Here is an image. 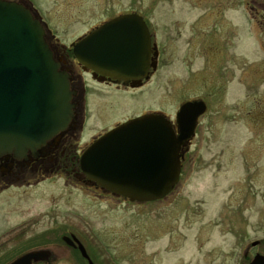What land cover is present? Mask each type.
<instances>
[{"label": "rangeland", "instance_id": "374dc122", "mask_svg": "<svg viewBox=\"0 0 264 264\" xmlns=\"http://www.w3.org/2000/svg\"><path fill=\"white\" fill-rule=\"evenodd\" d=\"M35 1L67 48L112 17L136 12L148 21L161 51L157 72L140 89L100 86L83 75L89 106L84 131L70 142L74 153L150 111L174 121L186 101L202 100L208 109L181 181L165 200L127 204L84 185L75 171L60 173L0 195L2 203L28 198L23 209L36 201L21 217L7 216L4 230L44 211L35 243L62 247L53 264H83L61 243L59 231L42 235L54 228L72 230L91 255L110 260L111 254L113 264H241V253L254 241L262 242L256 250L263 253L264 27L251 14L252 0Z\"/></svg>", "mask_w": 264, "mask_h": 264}, {"label": "water", "instance_id": "95a60500", "mask_svg": "<svg viewBox=\"0 0 264 264\" xmlns=\"http://www.w3.org/2000/svg\"><path fill=\"white\" fill-rule=\"evenodd\" d=\"M120 28L131 35L126 47L123 36L111 35ZM74 51L85 66L129 83L146 77L150 37L139 16L126 15L93 31ZM73 95L70 75L54 58L41 22L25 6L0 0V152H45L48 141L75 120ZM206 109L203 101L184 104L178 113L179 135L162 114L121 124L82 154L83 173L91 182L131 200L166 197L179 182L182 159ZM51 254L35 250L12 264L49 261ZM252 264H264V257Z\"/></svg>", "mask_w": 264, "mask_h": 264}, {"label": "flooded vegetation", "instance_id": "af4514ba", "mask_svg": "<svg viewBox=\"0 0 264 264\" xmlns=\"http://www.w3.org/2000/svg\"><path fill=\"white\" fill-rule=\"evenodd\" d=\"M22 2L23 4L29 6L33 12L36 14L38 18L43 22V25L47 32V40L48 43L54 52L55 58L61 62L62 67L68 70L72 77V88L78 91V95L74 96L73 102L76 103V121L71 123L70 126L60 134L59 139L56 138L50 141L49 148L47 152H43L38 150L37 152H33L31 150L27 152H13V153H4L0 154V195L8 192L9 190L14 188L17 190L18 188H32L36 187L39 183L45 182L48 178L53 177L54 175L60 173H67V175L71 172H74V175L82 180L84 185L89 188L96 189L97 191H103L104 193H108L106 190L101 187L92 184L86 180L83 174L80 171V167L78 165V153L73 152V146L71 145V141L76 139L81 133L84 131L86 125V115L88 113L89 106V98H88V87L84 86L83 75L85 73H90L92 75V71L85 70L84 67L80 66L76 59L73 56L72 50L70 51L64 45L61 44L60 40L54 34L53 28L50 27L49 23L43 16L42 12L37 8L35 0H15ZM252 4L250 6L251 14L253 15L256 23H259L262 27H264V0H252ZM135 13V12H131ZM129 14V13H123ZM139 14V13H137ZM122 15V14H119ZM142 16L141 14H139ZM112 17L111 19L115 18ZM146 21V24L150 30L151 34V45H152V55H151V68L149 70V78L157 72L159 68V62L161 57V51L158 47L157 43L154 40V33L151 31V27L144 16H142ZM110 20V19H109ZM105 23V22H104ZM104 23L95 27L102 26ZM79 65L81 67V72L77 71L76 67ZM97 85H109L115 87H125L131 89H140L141 86L145 84V81H132L128 86L124 83H116L110 78H104L101 75H97V79L95 78L93 81ZM106 89V88H103ZM101 89V90H103ZM109 96V95H108ZM111 99H104L106 103L110 104ZM185 160V159H184ZM68 161L72 162L73 168L69 169ZM184 165V163H183ZM184 167V166H183ZM39 177V179H37ZM37 179V180H36ZM118 199L124 200L127 204H137L140 206H147L153 204L155 202L163 201L157 200L152 202H137L131 201L128 198L116 197ZM28 198H15V200L7 199V202L2 203L4 200H1L0 203V264H12L14 261L18 260L22 256L35 251L40 248H52V256L51 261L46 263L39 264H53V260L57 258V254L62 247L60 245H55L51 242H46L45 244L37 246L35 243V233L34 229L36 227L37 222L44 219V217L48 216L47 214L43 216L44 211L34 212L32 216L8 227L4 230L5 223L4 221L9 220L6 217L11 215L12 218L21 217L23 212L25 213L26 209H34L31 208V205H34V202L26 203L25 208L20 207V203H23ZM29 200V199H28ZM36 200V199H35ZM47 200V199H46ZM48 202V201H47ZM48 203H46L47 205ZM48 206V205H47ZM14 209V210H13ZM34 211V210H33ZM31 212V210H30ZM38 213V214H37ZM25 215V214H24ZM43 216V217H42ZM58 216V215H57ZM10 217V218H11ZM52 231H59V236H61V240L63 245L66 248H69L77 255L78 258L82 260L83 264H90L89 261L84 258L82 252L80 250V246L77 241L74 239V236L78 238V236L71 230L68 229H49L44 231L42 235L49 234ZM47 232V233H46ZM69 237V241H65L64 238ZM79 239V238H78ZM80 240V239H79ZM81 241V240H80ZM82 242V241H81ZM254 241L251 243V246L248 247L247 250L243 251L240 255L241 264H250L258 255H264L261 251L256 250V248L260 247L262 242ZM83 243V242H82ZM85 246L89 256L93 260L94 264H113L116 263L114 261V257L112 255H108L110 260H107V257L103 254L98 257L97 253L92 252V255L88 249V246L83 243ZM94 253V254H93ZM35 264V263H33Z\"/></svg>", "mask_w": 264, "mask_h": 264}]
</instances>
